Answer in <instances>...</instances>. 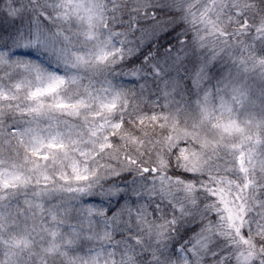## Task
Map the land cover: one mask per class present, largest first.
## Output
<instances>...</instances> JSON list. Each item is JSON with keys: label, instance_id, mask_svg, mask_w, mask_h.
<instances>
[{"label": "snow or ice", "instance_id": "obj_1", "mask_svg": "<svg viewBox=\"0 0 264 264\" xmlns=\"http://www.w3.org/2000/svg\"><path fill=\"white\" fill-rule=\"evenodd\" d=\"M0 264H264V0H0Z\"/></svg>", "mask_w": 264, "mask_h": 264}, {"label": "trees", "instance_id": "obj_2", "mask_svg": "<svg viewBox=\"0 0 264 264\" xmlns=\"http://www.w3.org/2000/svg\"><path fill=\"white\" fill-rule=\"evenodd\" d=\"M7 24V22H5V25ZM182 27V26H181ZM177 31H179L180 29L179 28H177L176 29ZM46 62V61H45ZM49 67H53V68H55L56 70H58V72H61L62 73V69H58L54 64H49ZM183 147H186V145L185 144H183V143H181L180 145H179V147L175 150V152L178 154L179 153V149L180 148H183ZM117 239H119V237H117Z\"/></svg>", "mask_w": 264, "mask_h": 264}, {"label": "rangeland", "instance_id": "obj_3", "mask_svg": "<svg viewBox=\"0 0 264 264\" xmlns=\"http://www.w3.org/2000/svg\"><path fill=\"white\" fill-rule=\"evenodd\" d=\"M42 62H44L45 63V65H46V67H48V68H50V70H52V71H57L58 72V70H56L55 68H51V67H49V64L47 63V62H45V61H43L42 60Z\"/></svg>", "mask_w": 264, "mask_h": 264}]
</instances>
